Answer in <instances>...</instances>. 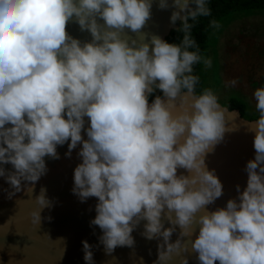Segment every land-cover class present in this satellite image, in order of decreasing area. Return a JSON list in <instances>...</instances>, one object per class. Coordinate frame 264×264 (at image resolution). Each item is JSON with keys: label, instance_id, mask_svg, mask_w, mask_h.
<instances>
[{"label": "clouds", "instance_id": "1", "mask_svg": "<svg viewBox=\"0 0 264 264\" xmlns=\"http://www.w3.org/2000/svg\"><path fill=\"white\" fill-rule=\"evenodd\" d=\"M172 6L181 42L153 35L150 48L130 45L120 32L144 26L151 0H0V164L12 165L6 180L19 191L22 180L35 184L46 171L45 156L58 158L57 145L68 142L70 153L79 143L73 192L97 198L91 223L102 230L107 252L131 246L133 226L143 219V234L162 237L158 259L167 260L180 241L169 242L165 213L184 235L198 222L192 248L200 264H264V87L253 93L259 118L249 124L254 158L246 163V186L238 200L197 218L223 194L204 156L223 138L225 117L210 89L195 95L198 77L191 74L202 57L189 51L196 46L189 21L210 15L206 0H172ZM159 7H168L167 0ZM73 17L91 42L67 33ZM155 89L164 99L149 104ZM178 167L190 175L178 176ZM35 202L31 215L39 225L50 204L45 189ZM82 245L90 264V245Z\"/></svg>", "mask_w": 264, "mask_h": 264}, {"label": "water", "instance_id": "2", "mask_svg": "<svg viewBox=\"0 0 264 264\" xmlns=\"http://www.w3.org/2000/svg\"><path fill=\"white\" fill-rule=\"evenodd\" d=\"M167 4L168 7L161 8L159 0H151V14L144 26L137 32L125 28L120 37L130 45L135 41V46L141 42L150 46L151 36L167 21L159 36L164 39L175 28L170 21L172 0H167ZM97 22L100 25L104 23L99 17ZM66 31L82 44L92 41L91 33L81 29L75 17L68 21ZM161 98L164 99L163 96ZM219 105L224 110L225 131L223 138L206 152L204 162L221 181L223 194L199 210L195 214L197 218L205 210L210 212L224 207L229 199H239L238 192L244 189L247 181L246 163L254 158V133L249 124L256 119L247 121L236 109L229 110ZM176 107L173 112L178 110V99ZM231 118L233 122H230ZM88 127V117L85 116L81 130L84 139L88 138L85 131ZM80 148L78 143L69 153L68 142L57 145L58 158L45 156L46 171L35 184L22 180L19 191L6 180L8 173L13 171L12 165L0 164L5 170V174L0 176V264H89L84 260L82 241L90 245V264H200L198 254L192 248V240L199 231L198 222L194 220L191 234L184 235L178 225L169 222L165 213L161 214V222L165 228H172L169 242L180 241V247L167 260L158 259L159 251H164L162 237L148 239L143 234L146 223L143 219L133 226L131 235L134 243L131 246H117L107 252L100 242L102 230L91 223L96 215L97 198L82 200L73 192V171L81 162ZM177 175L190 173L178 167ZM42 188L50 204L41 210V222L36 225L31 214L38 207L35 198ZM172 215L174 217V213Z\"/></svg>", "mask_w": 264, "mask_h": 264}, {"label": "rangeland", "instance_id": "3", "mask_svg": "<svg viewBox=\"0 0 264 264\" xmlns=\"http://www.w3.org/2000/svg\"><path fill=\"white\" fill-rule=\"evenodd\" d=\"M172 24L177 28V23ZM207 43L211 63L204 64V80L218 103L231 97L243 99L251 112L258 113L253 93L264 87V11L220 20Z\"/></svg>", "mask_w": 264, "mask_h": 264}, {"label": "trees", "instance_id": "4", "mask_svg": "<svg viewBox=\"0 0 264 264\" xmlns=\"http://www.w3.org/2000/svg\"><path fill=\"white\" fill-rule=\"evenodd\" d=\"M206 5L210 9L209 16L197 17L195 21L190 20L189 23L192 25L190 34L195 40V47L190 48L189 51H195L199 56L202 57L200 61L195 63L192 68V75L198 77L195 85V95H200L205 89H208L210 85H206L205 73L203 70L204 59H207L208 55V39L210 38L211 32L215 27L212 26L211 22L216 21L219 24L220 20L226 19L234 14H251L258 12V10L264 11V0H206ZM177 28H173L166 35L164 40L170 43L179 44L183 38V33L178 31L179 21ZM207 78V76H206ZM208 83V82H207ZM156 96H163L159 89H155L149 96L148 101H152ZM220 103V102H219ZM221 105L227 107L229 110L236 109L240 116L246 120H254L259 118V112L253 113L250 111L249 104L243 99H236L234 97L229 98L225 102H221Z\"/></svg>", "mask_w": 264, "mask_h": 264}, {"label": "bare ground", "instance_id": "5", "mask_svg": "<svg viewBox=\"0 0 264 264\" xmlns=\"http://www.w3.org/2000/svg\"><path fill=\"white\" fill-rule=\"evenodd\" d=\"M174 9L172 8V10L171 11H173ZM166 24H167V21H165L161 26H160V28L158 29V31L156 32V36H160V34H161V32L163 31V29L165 28V26H166ZM150 48H151V44H150V46H149ZM229 120H231L230 122H233V119L231 118V119H229ZM253 133H254V131H253Z\"/></svg>", "mask_w": 264, "mask_h": 264}]
</instances>
